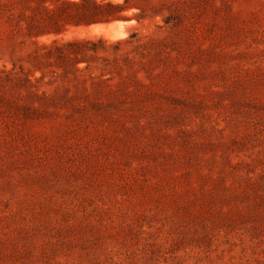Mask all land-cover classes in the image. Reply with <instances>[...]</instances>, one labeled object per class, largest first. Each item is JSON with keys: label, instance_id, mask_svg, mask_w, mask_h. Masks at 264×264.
I'll return each mask as SVG.
<instances>
[{"label": "rangeland", "instance_id": "obj_1", "mask_svg": "<svg viewBox=\"0 0 264 264\" xmlns=\"http://www.w3.org/2000/svg\"><path fill=\"white\" fill-rule=\"evenodd\" d=\"M0 264H264V0H0Z\"/></svg>", "mask_w": 264, "mask_h": 264}]
</instances>
